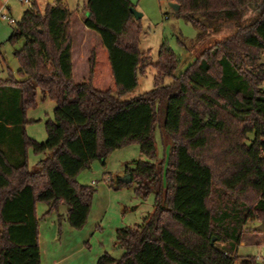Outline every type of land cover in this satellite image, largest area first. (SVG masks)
<instances>
[{"label": "trees", "instance_id": "1", "mask_svg": "<svg viewBox=\"0 0 264 264\" xmlns=\"http://www.w3.org/2000/svg\"><path fill=\"white\" fill-rule=\"evenodd\" d=\"M171 1L198 39L229 25L234 31L179 76V58L163 44L156 86L130 100L122 96L147 69L130 0H88L77 33L76 11L62 0L44 11L33 2L8 36L24 43L14 51L18 75L9 68L0 77V264H41L40 221L61 205L69 225L84 228L97 186L78 175L96 160L106 166L112 152L131 144L141 152L125 165L131 181L107 173L106 182L114 190L135 184L139 199L153 194L154 210L117 228L121 256L105 252L96 264L236 263L247 214L264 216V0ZM167 76L174 82L160 84ZM38 91L56 103L43 142L25 131ZM30 147L46 154L35 169L27 163ZM217 185L227 192L224 206L215 204ZM40 202L48 204L41 217Z\"/></svg>", "mask_w": 264, "mask_h": 264}, {"label": "rangeland", "instance_id": "2", "mask_svg": "<svg viewBox=\"0 0 264 264\" xmlns=\"http://www.w3.org/2000/svg\"><path fill=\"white\" fill-rule=\"evenodd\" d=\"M34 1H37L43 8L50 2V0H31V2L26 3L21 0H0V44L1 51L3 56L0 57V77L5 78L8 76L9 68L17 76L19 68V61L15 55V50L20 49L23 45V41H20L16 44H12L8 41V36L11 34L14 27L20 22L23 13L28 10ZM134 7L140 11L143 15L141 18L142 24V35L140 39L139 47L145 55L144 64L147 66L145 74H139V84L134 90L125 94L123 97L124 100H130L137 98V96L151 91L156 86V76L158 74L155 67V63L158 61L159 52L161 46L166 44L173 48L176 55L179 58V66L175 72V76L182 74L197 58L198 56L206 49H209L215 42L220 41L230 33L234 31V28L229 25L225 26L221 32L215 33L212 36H208L203 39H198V30L186 18L177 13L171 6L173 1L171 0H130ZM87 0H63V3L76 11L74 17V31L77 33L80 26L84 25V22L80 21V17L84 18V15L87 16L88 12L86 9ZM6 17H12L16 23H11ZM80 42L81 38L78 39ZM99 41L98 35L91 33L89 36V42L96 44ZM159 83L163 85H168L174 82V77L167 76L159 78ZM264 88V83L262 85ZM46 100H38V104L34 108L29 109V113L35 117V120L32 122V127L38 135L46 132L45 122L48 118H53V111L56 103L49 97L45 98ZM156 141L159 145V157L163 156V146L161 143V134L159 127L156 132ZM126 148V147H124ZM130 152L128 158L122 159L121 156H118L117 153H111L107 157V165L103 166L102 169L110 170L112 175H120L123 177L124 168L127 162L137 159L140 155V145L131 144L128 145V148L125 149ZM216 151V150H215ZM214 164V162H213ZM215 169L217 172L220 170L219 166H222L217 159L215 161ZM36 168V167H35ZM34 168V169H35ZM92 169V168H91ZM90 169V170H91ZM103 171L97 176L95 173V181L100 183H107V176L102 175ZM97 186V184H96ZM218 194L215 196V204H222L227 201V192L220 185H217ZM135 184L132 187H124L122 191L118 192L121 218L126 215L127 218L134 216L133 208L136 204L135 199L137 196L134 191ZM253 199V193L250 191L248 193L246 201L251 203ZM154 200V195H150L146 198L143 203H150ZM61 207V206H60ZM144 207V206H143ZM62 214V211L54 212L50 215ZM49 215V216H50ZM246 223L241 229L242 240L237 247V252L235 253L236 263L235 264H244L245 262H252V260L257 264H264V229H260L259 226L264 224V216L252 211L247 214ZM94 216V215H93ZM50 218V217H49ZM48 218V219H49ZM90 220V226L87 228H82L88 230V227L91 228L94 225ZM139 223V222H138ZM135 223L125 225H134ZM75 230V229H74ZM216 241V240H215ZM223 244V242H221Z\"/></svg>", "mask_w": 264, "mask_h": 264}, {"label": "crops", "instance_id": "3", "mask_svg": "<svg viewBox=\"0 0 264 264\" xmlns=\"http://www.w3.org/2000/svg\"><path fill=\"white\" fill-rule=\"evenodd\" d=\"M56 1L57 0H53L52 3L49 2L45 8H43L37 1L34 2L40 6L42 11H44L49 4L55 5ZM86 9L88 12L87 6ZM86 17L87 16L84 15V18L80 17L79 19L81 22H84ZM82 27L84 26L82 25ZM46 97L47 96H44L42 91H38V100L41 99L45 101ZM26 115L29 122L25 126V131H27L31 137L43 142V140L46 139V132L38 135L32 127V122L35 120V117L29 113V109L27 110ZM124 147L114 151L119 152L117 154L118 156H121L122 159L128 158L130 154L128 150H125L128 146ZM45 156V153L36 154L32 147L28 148L27 163H29V168L34 169L39 161ZM91 168V170L82 171L78 175V179L81 183L86 185L97 184V193L94 195L92 211L85 228L90 226V220L93 221L92 224L94 226L91 228L88 227V230L86 229V231H84L85 229L74 230L66 219V213L68 211L67 206L61 205L59 211H62L63 217L60 223L59 214L58 216H46L40 221L39 241L42 257L41 264H96L98 258L105 252H111L113 255L121 256L122 251L115 248L117 228L124 227L123 225L125 222L128 224H138V222L140 223L145 216L153 212L155 196L153 201L146 204L143 203L146 199L136 198L133 203L136 204L135 208H133V210H135L133 212L134 216L127 218V216L124 215L121 218V207L119 206V201H121V199L118 198L117 194L123 189L114 190L108 183H100L97 181L98 179L95 181L94 171L98 173L96 175L99 176V173L104 169H102V163L100 161H94ZM108 171L110 170L106 171V169H104L102 175L105 174L106 176L107 173H111ZM47 208V203L40 202L37 204L39 217L45 214Z\"/></svg>", "mask_w": 264, "mask_h": 264}, {"label": "water", "instance_id": "4", "mask_svg": "<svg viewBox=\"0 0 264 264\" xmlns=\"http://www.w3.org/2000/svg\"><path fill=\"white\" fill-rule=\"evenodd\" d=\"M50 2L52 3L53 0H50ZM171 6L173 7V9L175 11H178L180 9V5L178 3L172 2L171 3ZM131 11H132V13L135 15V17L137 19H141L142 18V15L143 14L140 11H138L135 7H132L131 8ZM167 48H170V46L167 45ZM123 180L126 181V182H129V181H131V176L128 175V174L127 175H124ZM259 228L260 229H264V224L262 226H259ZM215 240H216V238L213 239V243L215 242Z\"/></svg>", "mask_w": 264, "mask_h": 264}, {"label": "built area", "instance_id": "5", "mask_svg": "<svg viewBox=\"0 0 264 264\" xmlns=\"http://www.w3.org/2000/svg\"><path fill=\"white\" fill-rule=\"evenodd\" d=\"M22 2H26L29 3L31 2V0H21ZM4 18H6L8 21H10L11 23H16V21L12 18V17H6L5 15H2Z\"/></svg>", "mask_w": 264, "mask_h": 264}]
</instances>
